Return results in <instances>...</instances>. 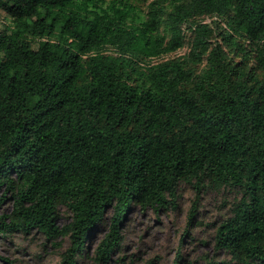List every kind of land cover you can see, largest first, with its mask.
Masks as SVG:
<instances>
[{"label":"trees","instance_id":"16d2710c","mask_svg":"<svg viewBox=\"0 0 264 264\" xmlns=\"http://www.w3.org/2000/svg\"><path fill=\"white\" fill-rule=\"evenodd\" d=\"M148 1L0 0L1 232L69 236L77 264L116 201L107 263L132 206L175 207L194 181L242 195L218 246L264 264V0H151L140 18Z\"/></svg>","mask_w":264,"mask_h":264},{"label":"rangeland","instance_id":"374dc122","mask_svg":"<svg viewBox=\"0 0 264 264\" xmlns=\"http://www.w3.org/2000/svg\"><path fill=\"white\" fill-rule=\"evenodd\" d=\"M150 2L137 4L140 18L148 12ZM205 20L215 24L219 19L207 16ZM5 22L10 21L0 10V27ZM188 51L189 43L152 62L183 56ZM5 195L0 217L13 209L12 192L7 191ZM241 196L231 188L199 191L194 181H182L177 187L175 207L149 206L144 209L132 206L121 227L120 247L111 253L107 263H98L95 253L114 216L117 203L114 201L106 210L104 221L87 241V255L77 264H238L218 246L217 231L221 223L233 215L234 205ZM59 212L57 224L62 227L71 221L72 213L64 206ZM195 212V218L191 219ZM1 231L0 227V264H61L62 254L71 246L69 236L52 240L37 230L28 234L19 231L4 234Z\"/></svg>","mask_w":264,"mask_h":264}]
</instances>
